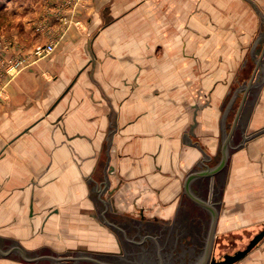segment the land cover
<instances>
[{
  "label": "crops",
  "instance_id": "1",
  "mask_svg": "<svg viewBox=\"0 0 264 264\" xmlns=\"http://www.w3.org/2000/svg\"><path fill=\"white\" fill-rule=\"evenodd\" d=\"M263 12L264 0H0V38L27 62L8 72L0 61V248L32 255L68 239L121 251L88 214L85 176L108 119L115 176L144 179L159 206L176 202L181 137L219 139L220 108ZM45 43L54 49L35 56ZM239 100L240 136L253 135L264 128V76L252 100ZM263 227L264 131L225 165L215 233L241 234L244 248ZM83 233L97 245L78 243ZM233 264H264V236Z\"/></svg>",
  "mask_w": 264,
  "mask_h": 264
},
{
  "label": "water",
  "instance_id": "2",
  "mask_svg": "<svg viewBox=\"0 0 264 264\" xmlns=\"http://www.w3.org/2000/svg\"><path fill=\"white\" fill-rule=\"evenodd\" d=\"M264 76V30L258 31L251 45L250 54H244L240 71L234 76L226 95L224 108H220V118L217 124L218 137L192 138L183 135L180 141V155L177 159L183 172V189L176 202L168 206H159L154 193L143 180L126 181L124 177L115 176L116 150L111 143L115 133L114 122L112 132L104 137L101 153L97 157L96 171L90 170V176H85L86 190L92 200L93 213L89 216L101 227L116 232L117 245L121 250L122 235L125 224L138 225L148 220L170 224L183 208L189 206V194L200 204L207 207L211 213L210 240L215 235L217 208L219 202L222 177L227 161L237 152L243 138L255 137L264 128L253 135L240 136L245 127V119L239 114L242 104L239 95L247 93L252 100ZM203 179L207 188L202 193L196 188L198 179ZM105 214V215H104ZM134 232V231H133ZM126 238L136 239L124 234ZM264 236V227L255 233L245 245L233 253L223 255L224 259L214 260V264H233L251 250ZM209 242L208 251L212 250ZM17 251L20 257L28 262L48 260L54 264H79L80 261H91L99 264L107 263L98 255L87 251L73 254L34 253L28 254L22 247L13 245L7 250L0 248V255L6 256ZM67 264V263H65Z\"/></svg>",
  "mask_w": 264,
  "mask_h": 264
},
{
  "label": "flooded vegetation",
  "instance_id": "3",
  "mask_svg": "<svg viewBox=\"0 0 264 264\" xmlns=\"http://www.w3.org/2000/svg\"><path fill=\"white\" fill-rule=\"evenodd\" d=\"M203 179L206 180L203 177L195 184L200 193L207 188ZM188 196V208L180 210L170 224L154 219L138 225L125 224L120 232L121 251L97 255L107 262L105 264H214L213 259H224L223 256L217 259L213 252L215 235L210 240L211 211ZM124 234L136 239L126 238ZM210 241L212 250L208 251ZM82 263L99 264L79 262Z\"/></svg>",
  "mask_w": 264,
  "mask_h": 264
},
{
  "label": "rangeland",
  "instance_id": "4",
  "mask_svg": "<svg viewBox=\"0 0 264 264\" xmlns=\"http://www.w3.org/2000/svg\"><path fill=\"white\" fill-rule=\"evenodd\" d=\"M138 1H142V0H136V2ZM206 3L204 2L203 4L200 2V10H199V16L200 18H206L207 16V11H206ZM263 16H264V12L262 13ZM264 30V28H262ZM257 36V35H256ZM1 39V38H0ZM40 46V45H38ZM12 45L9 41H4L1 39V43H0V59H2L3 57H7L9 55V51L11 49ZM36 48V47H35ZM34 48V49H35ZM33 49V50H34ZM83 238L81 237L80 240H78V243L80 242L81 243V239L83 241V245H86L87 246H95L97 245V243L94 245L92 242H90L91 240L90 239H85L84 238V233L82 234ZM241 234L239 233H236V234H230V235H224L223 233L221 232H217L215 233V245H214V255L217 259L219 258H222L223 254L226 253V252H229V253H233L234 251H236L237 249H241L239 248L240 246H243L242 245V242H239V238H240ZM60 240V239H59ZM56 245L53 247V246H50L49 248L47 247H43L41 248L39 251H38V254L40 253H49V252H52V253H55V254H73L75 252H78V251H87V252H90V253H94V254H99V253H103L101 252L100 250H98V248H92V249H87V247H85L86 249H81V248H76L73 247V246H70V241L67 239V240H63L61 242H58V239H56ZM86 241V242H85ZM97 241V240H96ZM102 241L104 242H108L107 241V238H106V233H103L102 235ZM114 243V241H113ZM80 245V244H79ZM114 245V244H113ZM100 247V245H99ZM51 248V249H50ZM105 248V245L102 249ZM115 249V245L112 247ZM101 249V248H100ZM120 250V249H119ZM13 257H16L18 258V255L15 254V253H12L11 254ZM19 259V258H18ZM14 261V260H12ZM16 262V263H14ZM13 263L11 262V259H0V264H54L52 263L51 261H48V260H41V261H38V262H28L27 261H14ZM67 263L69 264V262H64V264ZM83 264V263H82ZM85 264V263H84Z\"/></svg>",
  "mask_w": 264,
  "mask_h": 264
},
{
  "label": "built area",
  "instance_id": "5",
  "mask_svg": "<svg viewBox=\"0 0 264 264\" xmlns=\"http://www.w3.org/2000/svg\"><path fill=\"white\" fill-rule=\"evenodd\" d=\"M1 43V40H0ZM54 49L53 43H45L43 45L37 46L33 50V54L35 56H42L49 52H51ZM1 63L4 64L7 71L9 72L11 69H18L22 66H24L27 62L25 61V58L21 55H10L7 57H3L0 59Z\"/></svg>",
  "mask_w": 264,
  "mask_h": 264
}]
</instances>
